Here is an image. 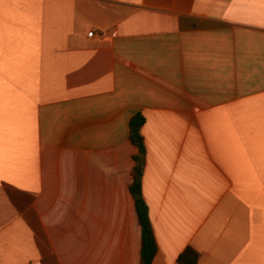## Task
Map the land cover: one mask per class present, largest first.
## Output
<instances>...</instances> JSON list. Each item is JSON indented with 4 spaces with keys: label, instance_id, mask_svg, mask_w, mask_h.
<instances>
[{
    "label": "crops",
    "instance_id": "0c3cea01",
    "mask_svg": "<svg viewBox=\"0 0 264 264\" xmlns=\"http://www.w3.org/2000/svg\"><path fill=\"white\" fill-rule=\"evenodd\" d=\"M137 113L153 264H264V0H0V264H140Z\"/></svg>",
    "mask_w": 264,
    "mask_h": 264
},
{
    "label": "trees",
    "instance_id": "16d2710c",
    "mask_svg": "<svg viewBox=\"0 0 264 264\" xmlns=\"http://www.w3.org/2000/svg\"><path fill=\"white\" fill-rule=\"evenodd\" d=\"M145 122L146 119L141 113H137L130 121V142L137 150V155L134 157L135 166L130 189L133 197L142 194V181L146 166V147L142 134ZM136 212L141 229L140 264H153L158 248L149 216V208L142 198L136 200ZM199 258V253L189 247L179 255L178 264H198Z\"/></svg>",
    "mask_w": 264,
    "mask_h": 264
},
{
    "label": "built area",
    "instance_id": "2783aa9c",
    "mask_svg": "<svg viewBox=\"0 0 264 264\" xmlns=\"http://www.w3.org/2000/svg\"><path fill=\"white\" fill-rule=\"evenodd\" d=\"M88 37H89V38H94V37H95V32H94V31L90 32V33L88 34Z\"/></svg>",
    "mask_w": 264,
    "mask_h": 264
},
{
    "label": "water",
    "instance_id": "95a60500",
    "mask_svg": "<svg viewBox=\"0 0 264 264\" xmlns=\"http://www.w3.org/2000/svg\"><path fill=\"white\" fill-rule=\"evenodd\" d=\"M140 197H141V195H140V194H137V195H136V198H137V199H139Z\"/></svg>",
    "mask_w": 264,
    "mask_h": 264
}]
</instances>
